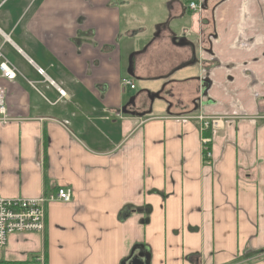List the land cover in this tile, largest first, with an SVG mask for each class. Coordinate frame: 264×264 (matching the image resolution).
<instances>
[{
	"label": "crops",
	"instance_id": "crops-1",
	"mask_svg": "<svg viewBox=\"0 0 264 264\" xmlns=\"http://www.w3.org/2000/svg\"><path fill=\"white\" fill-rule=\"evenodd\" d=\"M0 50V197L72 193L0 260L264 264V0H0Z\"/></svg>",
	"mask_w": 264,
	"mask_h": 264
},
{
	"label": "built area",
	"instance_id": "built-area-1",
	"mask_svg": "<svg viewBox=\"0 0 264 264\" xmlns=\"http://www.w3.org/2000/svg\"><path fill=\"white\" fill-rule=\"evenodd\" d=\"M188 8L196 10L197 5L191 2ZM18 75L17 69L5 58L0 50V80L6 83H12L16 81ZM206 78L205 75L202 80ZM121 84L131 90L134 89V85L130 80L123 79ZM198 119L201 121L203 129L211 130L217 126L216 118L200 115ZM6 120V90L0 84V121ZM209 143L210 138L202 139V146L206 158L211 157ZM71 199L72 193L65 187L57 188L54 192L34 199H4L0 197V250L6 247L8 238L12 235L44 233L46 230L48 204L51 202L69 203ZM0 264H46V261L44 254L38 253L22 261L10 262L0 260Z\"/></svg>",
	"mask_w": 264,
	"mask_h": 264
},
{
	"label": "flooded vegetation",
	"instance_id": "flooded-vegetation-1",
	"mask_svg": "<svg viewBox=\"0 0 264 264\" xmlns=\"http://www.w3.org/2000/svg\"><path fill=\"white\" fill-rule=\"evenodd\" d=\"M213 62L214 61H212V63ZM201 84L203 85L202 88H201V98H203V97L207 98L208 93H209V89H210V86H211L208 78L202 80ZM207 100H208V98H207ZM207 100L206 101L204 100L205 104H206ZM195 103L199 104V99L198 98H197V101ZM197 107H198V105H197Z\"/></svg>",
	"mask_w": 264,
	"mask_h": 264
},
{
	"label": "rangeland",
	"instance_id": "rangeland-1",
	"mask_svg": "<svg viewBox=\"0 0 264 264\" xmlns=\"http://www.w3.org/2000/svg\"><path fill=\"white\" fill-rule=\"evenodd\" d=\"M10 59L12 60V64L14 63L16 66H18V67H23L22 66V62L19 60V59H14V58H12V57H10ZM11 62V61H10ZM23 68H25V67H23ZM28 259V258H27ZM20 261H22V260H20Z\"/></svg>",
	"mask_w": 264,
	"mask_h": 264
},
{
	"label": "water",
	"instance_id": "water-1",
	"mask_svg": "<svg viewBox=\"0 0 264 264\" xmlns=\"http://www.w3.org/2000/svg\"><path fill=\"white\" fill-rule=\"evenodd\" d=\"M132 101H133V98H132ZM132 101H131V102H132ZM124 111H125V110H124ZM135 261H136V260L133 261V264H136Z\"/></svg>",
	"mask_w": 264,
	"mask_h": 264
},
{
	"label": "bare ground",
	"instance_id": "bare-ground-1",
	"mask_svg": "<svg viewBox=\"0 0 264 264\" xmlns=\"http://www.w3.org/2000/svg\"><path fill=\"white\" fill-rule=\"evenodd\" d=\"M44 254V253H43Z\"/></svg>",
	"mask_w": 264,
	"mask_h": 264
}]
</instances>
